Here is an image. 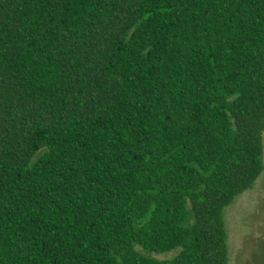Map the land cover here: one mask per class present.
<instances>
[{
  "label": "trees",
  "instance_id": "1",
  "mask_svg": "<svg viewBox=\"0 0 264 264\" xmlns=\"http://www.w3.org/2000/svg\"><path fill=\"white\" fill-rule=\"evenodd\" d=\"M263 133L264 0H0V264H228Z\"/></svg>",
  "mask_w": 264,
  "mask_h": 264
},
{
  "label": "rangeland",
  "instance_id": "2",
  "mask_svg": "<svg viewBox=\"0 0 264 264\" xmlns=\"http://www.w3.org/2000/svg\"><path fill=\"white\" fill-rule=\"evenodd\" d=\"M225 218L228 228V264H264V170L253 188L238 195L226 208ZM150 254L166 258L172 256L173 252Z\"/></svg>",
  "mask_w": 264,
  "mask_h": 264
}]
</instances>
